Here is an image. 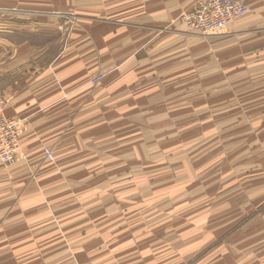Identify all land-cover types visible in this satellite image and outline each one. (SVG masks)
<instances>
[{"label": "rangeland", "instance_id": "1", "mask_svg": "<svg viewBox=\"0 0 264 264\" xmlns=\"http://www.w3.org/2000/svg\"><path fill=\"white\" fill-rule=\"evenodd\" d=\"M149 1L0 0V264H264V0L206 34L184 9L189 60ZM76 60L57 156L6 91Z\"/></svg>", "mask_w": 264, "mask_h": 264}, {"label": "crops", "instance_id": "2", "mask_svg": "<svg viewBox=\"0 0 264 264\" xmlns=\"http://www.w3.org/2000/svg\"><path fill=\"white\" fill-rule=\"evenodd\" d=\"M197 1L198 0L149 1V3H151V8L154 3H158L161 6V9H166L165 13L167 19L169 18V22L172 21L171 23L173 25L171 27H174L176 30L172 32V34H176V36L174 38L171 37L169 42H172L173 44L176 43L177 45L175 44L174 47H178L179 43L181 44L179 48L180 52L177 53L181 60H184L188 54L187 46L190 38L186 32V25L184 26L183 23L178 22L177 18H179L184 9H188L190 5L195 4ZM140 37H142V35H139V38ZM140 41H142V38ZM91 56L92 55L87 54L86 62ZM77 60H79V58ZM77 60L69 63L67 65L68 67L65 66L67 68L56 70L54 74H52L54 71L49 73L50 69H46V71L44 69L43 72L36 76H23L6 91L7 96L11 99L7 111L10 116L27 118L31 126L35 124L41 127L49 124L47 127L40 128V133L35 136L40 137L38 140L39 144L42 140H46L45 145L52 147L56 145L54 154L57 156H64L63 152L68 149L69 145H73V147L70 148L71 150L76 148V145L74 144L76 139H74L72 135L69 138L71 141L69 145L67 147L63 146L68 139H65L66 136L63 135L64 127H61L59 124H69V134H72L75 130H72L71 125L77 123L74 114L77 113L79 109L78 102H81V106L87 102V93L85 95L83 94L85 87L81 89L77 87ZM186 60H189L188 56ZM62 77L65 78V81L60 83L58 80H61ZM78 99L81 100L78 101ZM75 106H77V108H75ZM56 112H58L60 116H63H54ZM33 130L34 128L32 127L29 132H32ZM27 137H32V134ZM34 141H36V138ZM23 144L25 146L24 142ZM25 148L28 150L26 146ZM73 154L74 151L70 152L68 155L71 156ZM59 170L64 171L67 170V168L65 166Z\"/></svg>", "mask_w": 264, "mask_h": 264}, {"label": "built area", "instance_id": "3", "mask_svg": "<svg viewBox=\"0 0 264 264\" xmlns=\"http://www.w3.org/2000/svg\"><path fill=\"white\" fill-rule=\"evenodd\" d=\"M244 1L205 0L195 5L188 13L186 20L190 27L199 33L214 32L227 27L244 12ZM46 155L53 159L50 151H47Z\"/></svg>", "mask_w": 264, "mask_h": 264}]
</instances>
